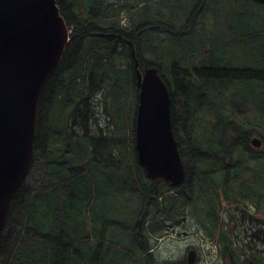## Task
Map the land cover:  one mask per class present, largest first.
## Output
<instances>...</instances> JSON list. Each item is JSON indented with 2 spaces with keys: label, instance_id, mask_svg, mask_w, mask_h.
Listing matches in <instances>:
<instances>
[{
  "label": "trees",
  "instance_id": "16d2710c",
  "mask_svg": "<svg viewBox=\"0 0 264 264\" xmlns=\"http://www.w3.org/2000/svg\"><path fill=\"white\" fill-rule=\"evenodd\" d=\"M56 1L71 39L40 95L35 156L10 206L0 264H16L18 259L20 264H129L128 256L141 262L134 264H145L147 255L135 239H140L138 221L135 237L119 231L117 221L98 231L93 224L88 232L85 215L112 208L129 230L139 209L128 201L134 202V196L152 200L154 193L167 189L171 195L173 190L180 193L179 198L164 199L167 221L175 206L190 207L197 228L231 264H264V151L251 145L255 135L264 145V3ZM130 11L139 14L123 24L120 18ZM137 17L143 18L139 22ZM136 60L141 70L156 66L170 89L173 130L186 168L184 185L149 178L138 162ZM86 97L88 116L99 120L108 113L116 121L112 135L93 134L86 125L84 133L70 128L69 109L77 103L75 108L83 110L79 101ZM93 146L97 163L88 167L87 152ZM63 188L65 198H51ZM159 203L156 196L154 204ZM59 205L63 210L57 213ZM14 210L18 212L12 217ZM237 220H248L247 236L259 238L263 246L245 240L235 229ZM30 229L38 234L35 240L27 237ZM89 236L96 241L89 242Z\"/></svg>",
  "mask_w": 264,
  "mask_h": 264
},
{
  "label": "water",
  "instance_id": "95a60500",
  "mask_svg": "<svg viewBox=\"0 0 264 264\" xmlns=\"http://www.w3.org/2000/svg\"><path fill=\"white\" fill-rule=\"evenodd\" d=\"M264 3V0H255ZM71 30L56 0H0V239L10 206L35 156L42 89L61 62ZM135 62L137 158L149 178L180 185L186 169L171 118L170 89L156 66ZM262 145L260 136L251 139ZM196 250L188 252L189 264Z\"/></svg>",
  "mask_w": 264,
  "mask_h": 264
},
{
  "label": "rangeland",
  "instance_id": "374dc122",
  "mask_svg": "<svg viewBox=\"0 0 264 264\" xmlns=\"http://www.w3.org/2000/svg\"><path fill=\"white\" fill-rule=\"evenodd\" d=\"M138 14L139 13L136 11H130L129 14H123L120 18L121 22L123 24L129 25L131 19ZM137 18L140 22L143 17ZM154 24L156 26L161 27V25L157 22H154ZM156 33L161 34L159 32ZM165 38L169 37L166 36ZM49 100L50 95H45L44 103L46 105H49ZM79 102L81 103L83 110H78L76 108L73 109V107L69 109L72 111V115L68 117V125L70 126V128L73 129L75 132L79 131L81 133H84L83 131L86 125L87 127L94 130V132H92L93 134L105 133L108 136L112 135L110 133V130L115 127L114 122L116 121L112 120L111 116L108 113H106L105 119L100 118L99 120H94L93 118L88 116V97H86L84 100H80ZM132 105L134 111V101L132 102ZM100 128H103V131H101ZM122 137L124 138V136ZM131 137L134 138V135H132ZM89 140H91V138H89ZM125 144H129V140L128 142H125ZM253 148L260 151H264V145L258 148ZM87 154L89 158H91V161L87 163V166L89 167L91 164L95 165V163L97 162L96 160H94V146L88 150ZM113 154L119 155L120 153L118 151H113ZM190 166L192 167V163L190 164ZM97 169L98 167H96V170ZM38 173H35L34 175L36 176ZM64 174H68V172H64ZM143 176H146L145 172H143ZM29 184H31V182H29ZM159 185H161L165 189L167 188V185L164 182H160ZM173 191H175V195H171V192L168 189L164 194L154 193L152 200L149 197L136 198L135 196L134 198L136 200L134 202H130L129 200L127 204L130 207L139 209L137 218H134L132 223H130L132 226H130L129 230V227H125V225L128 224L122 222V220L117 217V215H115V210L112 208H99L95 209L94 212L93 210H91V212H87L85 215L84 222L85 229L89 232L91 230L92 225L94 224L96 231L100 229L103 230L107 224L111 226V223L113 221H117L119 223L117 227L119 231H125L126 233L128 232L127 234H130L133 237H135V229H139L140 239H135L138 242V245L141 246V250H143L147 255V257L142 260L145 264H166V262L171 264H189L188 252L192 248L196 250V257L192 264H231L229 258H224L219 253V248L211 242L205 231H203L202 229L200 230V228H197V225L199 223L194 215L193 209H191L190 207L181 209L180 206L177 205L173 209L174 214L171 220L167 221L165 219L164 215L168 212V210L165 207V204L163 203L164 199L167 198V196L169 195L173 197L177 196L178 198L180 197V193L177 190ZM52 193L53 194L51 195V198L55 201H60L63 196V198H65L68 195L65 193V188L59 189L57 192L53 191ZM156 196H158L160 200L159 206L154 204V199ZM72 201H76V199L72 197ZM16 205H19V203H17ZM57 207L58 208L56 209V212L60 213L63 208L60 205ZM145 207L148 208V213L145 212ZM17 212V210H14V214L12 217H15L17 215ZM172 220L175 222L172 223ZM136 222L137 224L134 229V224ZM234 224L237 232H240L241 235L245 236V240H250L251 238L254 244L263 246L259 238L247 236L251 233L250 230H247V228L250 227L248 220L244 221V224H242L241 220H237L234 222ZM147 225L148 229L146 228ZM253 230H255V228ZM147 233L150 236V239L146 238ZM13 234H15V232L12 230L10 237H12ZM37 236V233H34L31 229L28 230L27 237H29L31 240H35ZM88 241L94 243L96 240L92 239V237L89 236ZM113 241H118V238H115V240ZM149 241L152 244L151 247L149 246ZM21 243L24 246L28 245V241L26 240H23ZM104 243L105 242L101 244L102 247H104ZM112 247L117 248V250L121 249L117 243H113ZM18 255L21 258V254ZM16 257L18 259V256ZM128 258L132 264H134V262L141 263L138 260L134 261V259H137L136 257L128 256ZM18 262H20V259L16 261V264H20Z\"/></svg>",
  "mask_w": 264,
  "mask_h": 264
},
{
  "label": "flooded vegetation",
  "instance_id": "af4514ba",
  "mask_svg": "<svg viewBox=\"0 0 264 264\" xmlns=\"http://www.w3.org/2000/svg\"><path fill=\"white\" fill-rule=\"evenodd\" d=\"M78 103H79V102H78ZM76 104H77V103H76ZM76 104H75V105H76ZM75 105H73V106H72V107H73V109L75 108ZM73 114H74V111H73Z\"/></svg>",
  "mask_w": 264,
  "mask_h": 264
},
{
  "label": "bare ground",
  "instance_id": "6f19581e",
  "mask_svg": "<svg viewBox=\"0 0 264 264\" xmlns=\"http://www.w3.org/2000/svg\"><path fill=\"white\" fill-rule=\"evenodd\" d=\"M54 70V69H53Z\"/></svg>",
  "mask_w": 264,
  "mask_h": 264
}]
</instances>
